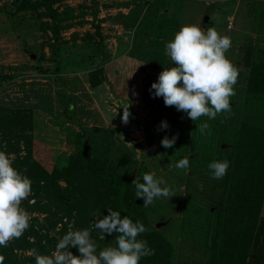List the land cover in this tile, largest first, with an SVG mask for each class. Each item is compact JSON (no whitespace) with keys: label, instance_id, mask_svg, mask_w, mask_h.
<instances>
[{"label":"rangeland","instance_id":"rangeland-1","mask_svg":"<svg viewBox=\"0 0 264 264\" xmlns=\"http://www.w3.org/2000/svg\"><path fill=\"white\" fill-rule=\"evenodd\" d=\"M16 1L0 0V126L17 117L33 158L47 170L66 163L81 130L85 157L128 176L163 178L176 195L144 207L146 220L167 240L171 264H199L196 225L206 213L208 185L201 189L198 182L210 173L209 163L231 152L242 120L264 127V101L247 95L244 63L264 46V0H53L41 12H12ZM184 24L213 27L232 40L226 56L239 71L238 82L231 111L215 120L194 122L150 92L163 68L172 66L165 44ZM164 120L169 128L158 130ZM203 122L210 135L196 129ZM165 135H178L172 148L161 145ZM184 157L187 174L173 166ZM189 210L199 216L185 221ZM258 222L264 224V196ZM52 236L56 243L47 255L60 237L57 231Z\"/></svg>","mask_w":264,"mask_h":264},{"label":"trees","instance_id":"trees-1","mask_svg":"<svg viewBox=\"0 0 264 264\" xmlns=\"http://www.w3.org/2000/svg\"><path fill=\"white\" fill-rule=\"evenodd\" d=\"M52 1L17 0L11 11L41 12L50 8ZM244 63L248 66L247 95L264 101V46L254 60L245 57ZM9 120L0 126L5 133L2 137L8 136L6 147L0 144V150L14 156V167L26 170L32 181V194L22 203L32 219L19 239L6 248L0 247L4 264H35L31 250L47 255L56 243L53 231L61 238L69 230L88 228L99 248L114 245L115 233L101 239L102 233L94 228L95 217L91 215L96 209L101 210L102 216L108 215L107 207L119 211L121 216L127 215L133 222L141 221L149 229L141 238L155 254L142 258L139 264H171L167 240L148 224L143 199L135 197L132 181L136 177L107 169L98 159L85 157L81 130L73 136L78 147L67 156L66 163L47 170L33 158L25 135L15 126L14 122L19 125L18 118ZM226 160L230 166L222 179H213L204 172V183L198 182L208 185L207 205L201 203L203 208L207 207L206 213L196 225L202 234L197 253L199 264H263L264 224L258 222V217L264 196V127L242 120ZM142 177L143 174L137 176L141 182ZM191 214L195 215L192 210L186 211L182 219L190 220ZM72 252L79 254L77 248Z\"/></svg>","mask_w":264,"mask_h":264},{"label":"clouds","instance_id":"clouds-1","mask_svg":"<svg viewBox=\"0 0 264 264\" xmlns=\"http://www.w3.org/2000/svg\"><path fill=\"white\" fill-rule=\"evenodd\" d=\"M232 40L227 35L209 27L206 30L199 24H184L175 33L174 39L166 42L165 53L170 58L171 67H164L158 74V80L151 84L150 92L154 97H163L165 106H174L177 111L187 114L196 122L201 117L215 120L218 115L231 111L230 98L235 95L239 71L226 56ZM154 90V91H153ZM124 108L122 121L127 123L129 105ZM166 120L161 121L158 130L168 129ZM201 135H210L209 123L197 124ZM178 135L171 138L165 135L161 140L164 148H172ZM15 157L0 150V247L19 239L30 227L31 215L22 203L32 194V181L25 174L26 170L14 167ZM177 169L189 168V158L180 159ZM228 160H214L209 163L211 177L222 179L229 169ZM133 179L135 197L143 199V206L152 205L156 199H170L176 193L163 178L154 172H146L142 177ZM201 189L203 185H198ZM32 201H30L31 203ZM108 208V215H101V210H94V228L105 234L115 233L114 245L99 248L88 228L69 230L55 246L50 255H43L36 249L31 250L35 264H139L140 260L155 254L148 242L141 238L149 229L137 220L133 222L127 215ZM74 223V222H73ZM70 248H77L78 255ZM5 257L0 255V264Z\"/></svg>","mask_w":264,"mask_h":264},{"label":"water","instance_id":"water-1","mask_svg":"<svg viewBox=\"0 0 264 264\" xmlns=\"http://www.w3.org/2000/svg\"><path fill=\"white\" fill-rule=\"evenodd\" d=\"M145 134H146V138H145V144L147 146H150L152 144V136L150 135V128L146 127L145 128ZM159 222L155 223V226H158Z\"/></svg>","mask_w":264,"mask_h":264},{"label":"built area","instance_id":"built-area-1","mask_svg":"<svg viewBox=\"0 0 264 264\" xmlns=\"http://www.w3.org/2000/svg\"><path fill=\"white\" fill-rule=\"evenodd\" d=\"M228 22H229V23H228V25H229V24H230V21L228 20Z\"/></svg>","mask_w":264,"mask_h":264}]
</instances>
